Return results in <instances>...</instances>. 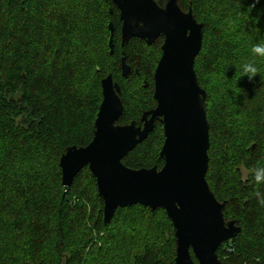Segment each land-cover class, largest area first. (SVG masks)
Masks as SVG:
<instances>
[{"label":"trees","instance_id":"16d2710c","mask_svg":"<svg viewBox=\"0 0 264 264\" xmlns=\"http://www.w3.org/2000/svg\"><path fill=\"white\" fill-rule=\"evenodd\" d=\"M178 4L205 26L195 70L207 92V182L226 202V221L241 228L219 260L264 264V0ZM121 31L112 0H0V264H176V229L164 209L119 208L105 224L88 167L70 187L62 183L61 157L94 138L103 79L120 85L118 124L140 125L157 106L164 38L123 46ZM164 141L156 122L123 163L161 169Z\"/></svg>","mask_w":264,"mask_h":264},{"label":"water","instance_id":"95a60500","mask_svg":"<svg viewBox=\"0 0 264 264\" xmlns=\"http://www.w3.org/2000/svg\"><path fill=\"white\" fill-rule=\"evenodd\" d=\"M112 1L120 11L123 46L133 38L148 45L164 38L154 74L157 106L143 114L140 125H120L124 114L120 85L112 75L103 79V100L92 142L86 147H69L60 159L63 186L70 187L78 173L88 167L104 200L105 224L119 208L143 205L153 211L164 209L176 229V264H195L192 253L198 264H222L219 249L236 238L241 228L235 221H226V202L216 199L207 182V92L195 70L205 26L191 8L184 12L178 0ZM109 28L113 54L112 23ZM121 69L124 77L130 75L125 57ZM156 122L162 124L165 136L160 154L164 166L127 167L123 159L148 138Z\"/></svg>","mask_w":264,"mask_h":264},{"label":"flooded vegetation","instance_id":"af4514ba","mask_svg":"<svg viewBox=\"0 0 264 264\" xmlns=\"http://www.w3.org/2000/svg\"><path fill=\"white\" fill-rule=\"evenodd\" d=\"M159 2L163 1V0H158Z\"/></svg>","mask_w":264,"mask_h":264}]
</instances>
